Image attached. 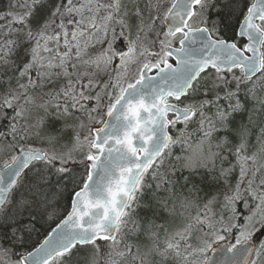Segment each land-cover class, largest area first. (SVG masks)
<instances>
[{"label":"snow or ice","instance_id":"obj_1","mask_svg":"<svg viewBox=\"0 0 264 264\" xmlns=\"http://www.w3.org/2000/svg\"><path fill=\"white\" fill-rule=\"evenodd\" d=\"M0 264H264V0H7Z\"/></svg>","mask_w":264,"mask_h":264},{"label":"trees","instance_id":"obj_2","mask_svg":"<svg viewBox=\"0 0 264 264\" xmlns=\"http://www.w3.org/2000/svg\"><path fill=\"white\" fill-rule=\"evenodd\" d=\"M7 4V0H0V8H3L4 6H6Z\"/></svg>","mask_w":264,"mask_h":264}]
</instances>
